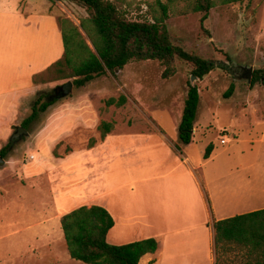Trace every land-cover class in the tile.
<instances>
[{
	"label": "crops",
	"instance_id": "0c3cea01",
	"mask_svg": "<svg viewBox=\"0 0 264 264\" xmlns=\"http://www.w3.org/2000/svg\"><path fill=\"white\" fill-rule=\"evenodd\" d=\"M34 4L33 0H0V148L11 125L29 111L45 84L34 78L63 56L58 14L50 10L52 0H43L37 9ZM144 117L149 127L112 129L98 144L74 150L69 157L70 189L60 174L52 185L39 186L35 173L46 164L27 167L16 159H4L0 165V252L3 240L25 231L27 235L24 252L0 255V264L64 256L61 215L96 203L114 220L106 236L110 244L148 237L157 240L156 250L144 254L138 264H215L214 221L253 210L240 207L242 200L253 196L255 187L244 185L231 193L233 187L237 189V179L231 168L230 175L223 177L227 163L218 162L215 145L207 158L205 144L191 155L188 148L196 131L193 127L189 144L180 143L181 114L171 135L154 118ZM243 166L247 170L249 163ZM93 188L97 194L90 193ZM29 192L42 199L32 198ZM10 202L13 207L8 209Z\"/></svg>",
	"mask_w": 264,
	"mask_h": 264
},
{
	"label": "rangeland",
	"instance_id": "374dc122",
	"mask_svg": "<svg viewBox=\"0 0 264 264\" xmlns=\"http://www.w3.org/2000/svg\"><path fill=\"white\" fill-rule=\"evenodd\" d=\"M33 1L37 9L43 0ZM118 2L130 19H150L151 9H157L155 0ZM182 4L178 0L171 2L170 6L173 5V10L174 6L177 7V10ZM50 10L56 12L58 17L68 18L78 27L80 20L88 16L84 7L68 0H52ZM173 10L171 7L165 21L172 43L201 57L222 61L226 69L214 68L202 79L191 81V65L178 58L174 63L176 71L168 78H162L164 67L158 61L132 60L116 74L107 72L83 87L77 88L72 84L70 93L57 97L60 89L55 88L72 78L66 77L69 69L65 67L61 71L48 68L34 78V82L42 81L45 84L30 102L29 111L11 125L5 144L10 143L15 126L30 114L31 104L36 98L44 95V100L56 101L29 124L27 133L9 147L4 159H16L27 167L46 164L35 173L37 181H40L36 183L42 186L52 182V185L60 174L63 185L70 189V154L74 150L87 149L92 139L95 140L94 145L101 141L97 129L100 121H112L113 129L119 131L125 128L140 129L149 127L146 116L154 118V122L171 135L181 114L188 84L191 83L197 85L199 93L193 122L195 140L188 148L191 155H196L197 148L203 144L215 145L213 153H217L218 162L227 163L223 177L230 175L228 169L231 168L233 178L237 179V189L233 187L231 193L244 185L255 187L253 196L242 200L244 203L240 208H264V83L251 85L252 70L264 68V0L216 6L209 11L203 26L200 24L202 12L175 14ZM81 33L91 46L84 32ZM231 83L234 89L225 97ZM120 95L126 97L123 105L105 104L107 98ZM222 134L227 135L225 144L219 142ZM67 149L71 151L65 154ZM54 152L61 157L55 156ZM247 162L248 172L243 166ZM246 176H249L248 181L243 183ZM96 192L98 190L93 188L90 193ZM29 193L32 198L42 199L34 192ZM9 205L8 209H11L13 204L10 202ZM26 235L25 231L3 240L0 255L8 257L23 253ZM61 248L64 256L31 260L27 264H86L70 258L67 248ZM228 256L231 261L235 258L234 252L228 253Z\"/></svg>",
	"mask_w": 264,
	"mask_h": 264
},
{
	"label": "trees",
	"instance_id": "16d2710c",
	"mask_svg": "<svg viewBox=\"0 0 264 264\" xmlns=\"http://www.w3.org/2000/svg\"><path fill=\"white\" fill-rule=\"evenodd\" d=\"M84 7L88 16L80 20L79 27L66 17H57L63 43L62 59L52 67L61 71L69 69L67 78L75 87H83L88 82L107 72L116 74L129 61L155 60L164 67L161 76L168 78L175 71L176 58L191 65V75L202 79L214 68L226 69L222 61L204 58L194 52H188L180 45L172 43L167 29L171 2L178 0H155L156 8L150 11V19H130L119 5V0H68ZM183 4L173 12H202L200 24L203 26L209 11L216 7L245 0H179ZM247 2L251 0H246ZM176 10V11H175ZM84 32L91 46L84 39ZM264 83V68H256L251 73V85ZM57 86L55 89H60ZM234 89L231 83L224 96L228 97ZM199 93L196 84H188L186 97L178 124V139L187 145L192 140L193 122L196 115ZM56 100H44L40 95L31 104V112L20 125L26 130L37 116L44 112ZM126 97H109L106 105L121 106ZM16 129V126H15ZM100 140L113 129V122L100 121L97 125ZM89 141L87 148L94 145ZM9 143L0 148V155L8 153ZM212 150L211 144L204 151L207 158ZM65 151V154L70 152ZM57 157H61L56 155ZM60 225L70 258L86 264H138L146 253H153L157 240L143 238L123 244H110L107 233L114 225L110 213L103 206L92 204L80 205L61 215ZM215 264H264V208L235 214L214 221ZM234 252L233 261L228 253Z\"/></svg>",
	"mask_w": 264,
	"mask_h": 264
},
{
	"label": "water",
	"instance_id": "95a60500",
	"mask_svg": "<svg viewBox=\"0 0 264 264\" xmlns=\"http://www.w3.org/2000/svg\"><path fill=\"white\" fill-rule=\"evenodd\" d=\"M250 73L251 70L249 71L248 76L250 75ZM194 79H196L195 76L191 75L190 80L192 81ZM71 89H72V82L71 81L65 82L60 86V90L57 93V97L66 96L68 93H70ZM24 133H27V131L23 126L21 125L16 126L15 131L13 132V134L9 139L10 142L9 146L13 145V143H15ZM3 163H4V158L0 155V165H2Z\"/></svg>",
	"mask_w": 264,
	"mask_h": 264
},
{
	"label": "built area",
	"instance_id": "2783aa9c",
	"mask_svg": "<svg viewBox=\"0 0 264 264\" xmlns=\"http://www.w3.org/2000/svg\"><path fill=\"white\" fill-rule=\"evenodd\" d=\"M226 139H227V135L226 134H222L221 137H220V139H219V142L221 144H225L226 143Z\"/></svg>",
	"mask_w": 264,
	"mask_h": 264
}]
</instances>
